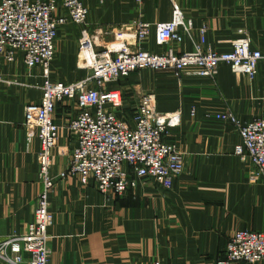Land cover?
<instances>
[{
	"label": "crops",
	"instance_id": "0c3cea01",
	"mask_svg": "<svg viewBox=\"0 0 264 264\" xmlns=\"http://www.w3.org/2000/svg\"><path fill=\"white\" fill-rule=\"evenodd\" d=\"M85 3L89 11L85 25L69 23L60 29L51 69L53 81L73 83L89 74L78 64L84 29L93 34L150 23V36L140 47L152 54L190 52L203 37L205 49L226 53L244 31L252 47L264 52V0ZM175 6L192 28L182 43L160 46L155 25L171 21ZM99 37L113 41V35ZM135 46L132 42L131 47ZM0 77L2 242L26 232L43 190L40 143L29 137L24 119L26 106L41 101L44 78L41 68L29 70L21 57L11 64L1 61ZM116 87L123 93L124 118L137 108L143 94L156 97L160 112L181 113L180 127L167 139L182 152L184 172L170 189L144 178L122 197L103 195L93 180L83 185L77 176L61 178L75 146L68 123L79 108L75 101L60 103L54 114L61 129L51 171L55 188L49 196L54 215L49 229L50 264H224L227 243L236 232H264V177H257L250 162L234 155L240 142L238 128L216 115L232 112L247 123L264 114V61L253 80L222 65L215 78L145 70Z\"/></svg>",
	"mask_w": 264,
	"mask_h": 264
},
{
	"label": "built area",
	"instance_id": "2783aa9c",
	"mask_svg": "<svg viewBox=\"0 0 264 264\" xmlns=\"http://www.w3.org/2000/svg\"><path fill=\"white\" fill-rule=\"evenodd\" d=\"M88 12L85 0H0V62L11 64L21 57L29 70L41 68L44 78L41 101L26 106L24 119L29 137L40 143L38 165L43 190L26 232L0 242L3 264H50L49 229L54 215L50 212L49 196L55 188L51 171L61 129L54 114L60 103L75 101L79 108L68 123L75 146L68 170L61 178L77 176L83 185L93 180L100 193L116 197L135 189L144 178H152L170 189L185 166L182 152L167 139L172 130L180 127L181 113L160 112L156 97L143 94L137 108L124 118L121 114L124 97L116 85L145 70H169L178 77L187 73L215 78L222 65L237 76L253 80L264 61V52L252 47V40L244 31L239 32L240 38L226 53L205 49L203 37L202 43L190 52L170 50L152 54L140 47L149 38L152 25L139 22L134 29L93 34L82 30L78 64L89 74L73 83L53 81L51 69L61 27L69 23L85 25ZM191 28L192 24L175 6L171 21L155 25L156 42L160 46L182 43ZM99 35H113V41L104 42ZM6 83L11 85L9 81ZM216 118L238 128L240 142L234 155L250 162L257 177H264V114L247 123L232 112L218 114ZM223 263H264V232H236L227 243Z\"/></svg>",
	"mask_w": 264,
	"mask_h": 264
},
{
	"label": "rangeland",
	"instance_id": "374dc122",
	"mask_svg": "<svg viewBox=\"0 0 264 264\" xmlns=\"http://www.w3.org/2000/svg\"><path fill=\"white\" fill-rule=\"evenodd\" d=\"M109 30V29H108ZM112 29H110V31H111ZM107 30H105V32H106Z\"/></svg>",
	"mask_w": 264,
	"mask_h": 264
}]
</instances>
